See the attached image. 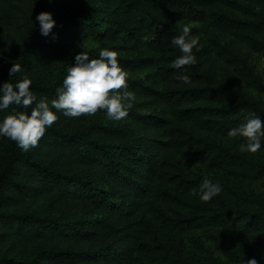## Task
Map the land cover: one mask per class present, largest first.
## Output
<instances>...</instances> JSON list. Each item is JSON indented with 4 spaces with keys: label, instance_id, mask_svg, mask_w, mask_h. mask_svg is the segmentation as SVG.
Listing matches in <instances>:
<instances>
[{
    "label": "trees",
    "instance_id": "1",
    "mask_svg": "<svg viewBox=\"0 0 264 264\" xmlns=\"http://www.w3.org/2000/svg\"><path fill=\"white\" fill-rule=\"evenodd\" d=\"M0 17V84L26 73L51 104L77 52L109 47L137 94L120 121L58 113L27 152L0 136V264H264V147L227 136L249 112L264 119L251 56H264V0H0ZM191 24L211 35L173 70L171 39ZM205 177L223 185L210 201L191 191Z\"/></svg>",
    "mask_w": 264,
    "mask_h": 264
},
{
    "label": "clouds",
    "instance_id": "2",
    "mask_svg": "<svg viewBox=\"0 0 264 264\" xmlns=\"http://www.w3.org/2000/svg\"><path fill=\"white\" fill-rule=\"evenodd\" d=\"M42 35L52 33L56 20L51 11H41L36 14ZM54 35V34H53ZM155 37L143 34L140 39L149 42ZM171 45L179 56L171 62L173 70L179 71L185 67H194L195 58L192 50L197 47V40L192 37L188 27H182L178 35L171 39ZM118 50L102 47L98 55L88 51L75 54L74 62L66 69L62 84L56 89V97L49 104L48 98L39 99L30 87L32 79L26 73L14 83L9 79L0 84V113L12 110L0 118V136L15 141L22 151L35 148L46 131L59 119L58 113L66 117L95 115L98 110H104L108 119L120 121L126 118L133 108L137 98L134 90L129 89V72L118 59ZM10 77L22 71V66L13 63L9 68ZM177 85L187 86L190 81L181 74L176 77ZM31 108L29 112V106ZM23 108V110H20ZM229 138H244L239 144L241 152L256 153L264 147V119L255 112H249L242 123L228 130ZM192 193L202 201H210L223 191L219 180L205 177ZM243 264H259L255 257L243 261Z\"/></svg>",
    "mask_w": 264,
    "mask_h": 264
},
{
    "label": "rangeland",
    "instance_id": "3",
    "mask_svg": "<svg viewBox=\"0 0 264 264\" xmlns=\"http://www.w3.org/2000/svg\"><path fill=\"white\" fill-rule=\"evenodd\" d=\"M3 19L0 17V24L2 23ZM190 27L196 30V33L193 35V38L197 40V44L204 45L207 43L208 38L211 35V29L200 25V24H191ZM252 60L256 63L259 68L264 71V56H261L256 53H251Z\"/></svg>",
    "mask_w": 264,
    "mask_h": 264
}]
</instances>
